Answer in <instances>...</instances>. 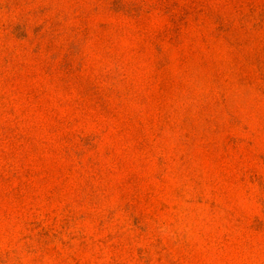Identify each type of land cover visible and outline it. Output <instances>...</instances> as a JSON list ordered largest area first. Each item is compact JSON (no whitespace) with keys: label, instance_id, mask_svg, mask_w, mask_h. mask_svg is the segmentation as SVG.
Wrapping results in <instances>:
<instances>
[{"label":"rangeland","instance_id":"rangeland-1","mask_svg":"<svg viewBox=\"0 0 264 264\" xmlns=\"http://www.w3.org/2000/svg\"><path fill=\"white\" fill-rule=\"evenodd\" d=\"M0 264H264V0H0Z\"/></svg>","mask_w":264,"mask_h":264}]
</instances>
